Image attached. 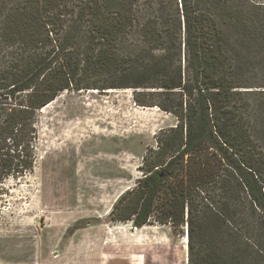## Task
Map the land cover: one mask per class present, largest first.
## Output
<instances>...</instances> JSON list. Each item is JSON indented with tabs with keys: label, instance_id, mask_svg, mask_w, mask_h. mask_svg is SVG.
Returning a JSON list of instances; mask_svg holds the SVG:
<instances>
[{
	"label": "trees",
	"instance_id": "1",
	"mask_svg": "<svg viewBox=\"0 0 264 264\" xmlns=\"http://www.w3.org/2000/svg\"><path fill=\"white\" fill-rule=\"evenodd\" d=\"M127 88L175 124L111 220L185 229L187 264H264V1L0 0V185L32 170L39 109Z\"/></svg>",
	"mask_w": 264,
	"mask_h": 264
},
{
	"label": "rangeland",
	"instance_id": "2",
	"mask_svg": "<svg viewBox=\"0 0 264 264\" xmlns=\"http://www.w3.org/2000/svg\"><path fill=\"white\" fill-rule=\"evenodd\" d=\"M245 99L252 116L258 95ZM36 120L32 170L0 185V264H187L185 229L109 216L172 115L137 105L127 88L62 92Z\"/></svg>",
	"mask_w": 264,
	"mask_h": 264
},
{
	"label": "bare ground",
	"instance_id": "3",
	"mask_svg": "<svg viewBox=\"0 0 264 264\" xmlns=\"http://www.w3.org/2000/svg\"><path fill=\"white\" fill-rule=\"evenodd\" d=\"M92 91H96V90H92ZM53 101H54V100H53ZM51 102H52V101H51ZM51 102H50V103H51ZM50 103H48V104L45 105L44 107L49 106ZM101 121H102V122H105V120H102V119H101ZM143 227H146V226H143ZM141 228H142V227H141Z\"/></svg>",
	"mask_w": 264,
	"mask_h": 264
}]
</instances>
